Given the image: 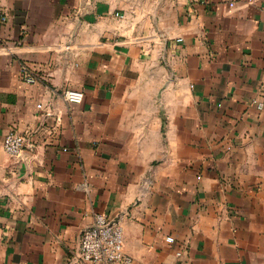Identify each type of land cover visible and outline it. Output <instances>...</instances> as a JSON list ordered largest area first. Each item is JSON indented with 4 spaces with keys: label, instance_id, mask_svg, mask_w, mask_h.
I'll use <instances>...</instances> for the list:
<instances>
[{
    "label": "crops",
    "instance_id": "0c3cea01",
    "mask_svg": "<svg viewBox=\"0 0 264 264\" xmlns=\"http://www.w3.org/2000/svg\"><path fill=\"white\" fill-rule=\"evenodd\" d=\"M0 15V264H73L98 214L132 264H264V0H0Z\"/></svg>",
    "mask_w": 264,
    "mask_h": 264
},
{
    "label": "built area",
    "instance_id": "2783aa9c",
    "mask_svg": "<svg viewBox=\"0 0 264 264\" xmlns=\"http://www.w3.org/2000/svg\"><path fill=\"white\" fill-rule=\"evenodd\" d=\"M231 7L234 3L230 4ZM0 21L6 22L7 17L0 15ZM27 81L34 79L29 76L27 68H23ZM64 100L69 104H80L84 100V92L69 89L63 93ZM41 108V105H39ZM7 154L19 157L27 147L25 135L11 129L3 143ZM181 256V253H179ZM132 264L131 257L125 254L123 228L106 215L95 216L91 225L85 227L80 234L79 246L73 256V264Z\"/></svg>",
    "mask_w": 264,
    "mask_h": 264
}]
</instances>
